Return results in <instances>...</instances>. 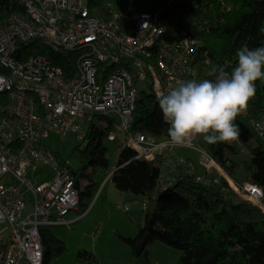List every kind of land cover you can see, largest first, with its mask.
<instances>
[{
	"label": "built area",
	"instance_id": "1",
	"mask_svg": "<svg viewBox=\"0 0 264 264\" xmlns=\"http://www.w3.org/2000/svg\"><path fill=\"white\" fill-rule=\"evenodd\" d=\"M22 1L26 11L0 25V264H44L41 227L77 220L66 216L80 209L77 176L69 160L45 147L49 131L75 130L83 142L84 122L94 113H108L116 119L109 140L136 149L137 157L165 151V176L188 161L176 154L177 145L169 137L132 130L137 86L151 81L158 97L180 81L207 79L195 61L201 40L194 26L174 33L162 8L116 11L105 18L91 12L88 0ZM130 21L134 31L126 26ZM34 40L53 52L75 53L77 69L67 73L43 54L15 56L20 41ZM254 123L264 136V120ZM185 145L200 154L204 173L188 162L198 180L214 184L225 177L235 199L264 210L262 186L249 180L237 183L206 147L192 140ZM47 165L49 173L43 170ZM222 189L229 191L225 185ZM124 208L128 211L130 203Z\"/></svg>",
	"mask_w": 264,
	"mask_h": 264
},
{
	"label": "trees",
	"instance_id": "2",
	"mask_svg": "<svg viewBox=\"0 0 264 264\" xmlns=\"http://www.w3.org/2000/svg\"><path fill=\"white\" fill-rule=\"evenodd\" d=\"M88 2L91 12L101 17L109 18L116 12L106 0ZM180 6L199 13L192 23L201 40L195 61L199 69L200 62L206 59L211 64L210 72L205 75L207 79H215L213 68L224 67L230 73L237 63L236 52L241 46H264V32L260 31L264 28V0H153L152 8L144 10L162 8L169 29L177 33L189 26L179 27V23L175 21L172 24L169 19V15ZM25 11L26 5L22 0H0V25L13 14ZM126 26L135 30L132 21ZM35 54L49 56L67 73L77 69L75 53L53 52L39 40L18 43L17 58ZM142 85L145 86H137L132 130L160 139L169 137V124L163 118L151 81ZM256 88V96L250 101L247 111L235 121L241 130L239 141L211 145L202 138L198 144L206 147L226 170L229 167L230 175L243 166L249 172L245 179L258 183L264 189V136L254 123V119L264 120V81H256ZM115 121V117L108 113H94L88 124L87 139L76 146L80 161L76 169L81 172L83 165L89 163L81 177V180L87 179L85 184L81 182L80 187V206L84 211L89 206L88 199L100 186L96 179L98 171L113 170L107 140ZM177 146L176 154L183 155L177 151ZM243 146L250 156L239 160L236 155ZM57 155L64 162L69 160L60 153ZM185 157L188 162H194ZM167 159L168 155L162 150L151 157H137L136 149L117 146V165L111 179L119 189L132 190L143 203H148L146 222H138L137 234H121L135 248L146 233L149 234L144 249L136 252L137 259L143 264H152L147 245L156 240H171L181 250L179 264H264V210L250 201L235 199V194L230 193L232 185L225 177L214 184L198 180L197 173L188 170V162L168 169L162 176ZM69 165L75 169L70 160ZM198 172L204 173L205 169H198ZM251 173L254 176L251 177ZM171 180L172 183L168 184ZM223 185L229 191L223 190ZM150 219L152 229L148 228ZM51 226L41 227L44 264L67 249L65 240L58 237ZM98 263L94 252L79 250L76 264Z\"/></svg>",
	"mask_w": 264,
	"mask_h": 264
},
{
	"label": "rangeland",
	"instance_id": "3",
	"mask_svg": "<svg viewBox=\"0 0 264 264\" xmlns=\"http://www.w3.org/2000/svg\"><path fill=\"white\" fill-rule=\"evenodd\" d=\"M106 2L116 11L124 14H131L137 10L151 9L153 0H106ZM197 12H192L186 6H180L169 15L172 24L176 21L179 27L192 25L194 18L198 17ZM200 69L204 75L211 70L208 60L200 62ZM145 81L138 84V87ZM89 121L84 122V128H88ZM167 138V137H165ZM201 136H194L191 140L198 145ZM80 143L78 133L71 130L65 134L57 131H49L44 136V144L48 151H53L56 155L60 153L64 158L70 160L73 167L78 168L80 161L76 146ZM109 146L110 166L114 170L117 165L116 141L107 140ZM57 152V153H56ZM199 153V152H198ZM236 155V154H235ZM58 156V155H57ZM249 157L245 146L240 148L236 158L242 160ZM59 159H61L58 156ZM229 170V167H226ZM43 170H51L49 165ZM112 171L100 169L96 179L100 182L98 190L92 198L88 199V208L73 209L67 217L83 215L71 225H52V229L58 237L67 243V249L52 258L48 264H76L77 255L80 249H87L95 253L97 260L103 264H143L137 259L136 249L127 243L121 236L136 235L138 232V222H146L147 209L143 200L132 190L124 191L119 189L111 179ZM229 172V171H228ZM249 172L242 166L235 170L231 176L237 183L248 177ZM254 176L251 173V177ZM39 179L43 176L39 174ZM86 178L81 182L86 183ZM246 180V179H245ZM130 203L127 211L124 204ZM150 250L153 263L156 264H179L178 259L181 250L176 247L171 240H156L147 245Z\"/></svg>",
	"mask_w": 264,
	"mask_h": 264
},
{
	"label": "clouds",
	"instance_id": "4",
	"mask_svg": "<svg viewBox=\"0 0 264 264\" xmlns=\"http://www.w3.org/2000/svg\"><path fill=\"white\" fill-rule=\"evenodd\" d=\"M236 57L230 73L224 67L213 68L214 80L180 81L166 94H159V107L173 144L184 145L194 136L211 145L239 141L241 130L235 121L256 96V81H264V46H241ZM3 217L0 212V220Z\"/></svg>",
	"mask_w": 264,
	"mask_h": 264
},
{
	"label": "crops",
	"instance_id": "5",
	"mask_svg": "<svg viewBox=\"0 0 264 264\" xmlns=\"http://www.w3.org/2000/svg\"><path fill=\"white\" fill-rule=\"evenodd\" d=\"M177 151L187 157H190L192 160H194V162L196 163L200 171L204 170V166L201 161L200 154L198 153V150L196 148L184 144V145H178ZM76 217L78 219L81 216L76 215V216H71L69 218H76ZM152 264H156V263H152Z\"/></svg>",
	"mask_w": 264,
	"mask_h": 264
},
{
	"label": "water",
	"instance_id": "6",
	"mask_svg": "<svg viewBox=\"0 0 264 264\" xmlns=\"http://www.w3.org/2000/svg\"><path fill=\"white\" fill-rule=\"evenodd\" d=\"M89 165V163H86V164H84L83 165V171H84V169H86V167ZM72 171H73V173L75 174V175H79V177L77 178V180H76V186L78 187V188H80L81 187V177H82V175H83V171H81L79 174H78V171L76 170V169H72ZM148 228L149 229H152L153 228V226H152V219H150L149 220V224H148ZM148 237H149V234L148 233H146V235L144 236V239H142L138 244H137V249H136V251L138 252V253H140L143 249H144V247L146 246V241L148 240Z\"/></svg>",
	"mask_w": 264,
	"mask_h": 264
},
{
	"label": "flooded vegetation",
	"instance_id": "7",
	"mask_svg": "<svg viewBox=\"0 0 264 264\" xmlns=\"http://www.w3.org/2000/svg\"><path fill=\"white\" fill-rule=\"evenodd\" d=\"M76 169V168H75ZM77 170V169H76ZM78 171V170H77ZM79 172V171H78ZM80 173V172H79Z\"/></svg>",
	"mask_w": 264,
	"mask_h": 264
}]
</instances>
